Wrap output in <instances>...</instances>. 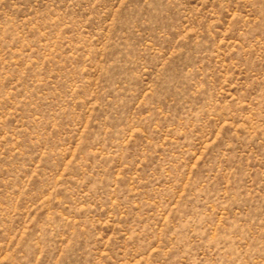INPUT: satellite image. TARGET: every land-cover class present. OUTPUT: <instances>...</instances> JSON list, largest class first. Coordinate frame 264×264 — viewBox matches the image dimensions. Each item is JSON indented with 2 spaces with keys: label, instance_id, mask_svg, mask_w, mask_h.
I'll use <instances>...</instances> for the list:
<instances>
[{
  "label": "rangeland",
  "instance_id": "374dc122",
  "mask_svg": "<svg viewBox=\"0 0 264 264\" xmlns=\"http://www.w3.org/2000/svg\"><path fill=\"white\" fill-rule=\"evenodd\" d=\"M0 264H264V0H0Z\"/></svg>",
  "mask_w": 264,
  "mask_h": 264
}]
</instances>
